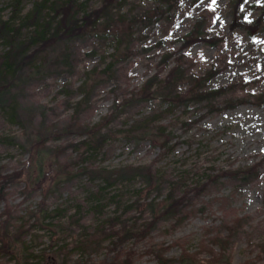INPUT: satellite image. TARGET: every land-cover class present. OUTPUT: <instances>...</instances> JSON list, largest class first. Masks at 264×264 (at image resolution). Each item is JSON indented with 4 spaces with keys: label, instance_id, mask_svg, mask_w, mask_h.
<instances>
[{
    "label": "rangeland",
    "instance_id": "obj_1",
    "mask_svg": "<svg viewBox=\"0 0 264 264\" xmlns=\"http://www.w3.org/2000/svg\"><path fill=\"white\" fill-rule=\"evenodd\" d=\"M102 1L89 0L90 8ZM230 2L119 0L109 20L65 45L63 61L55 65L61 50L52 52L44 69L26 75L15 94L20 121L0 109V176L12 179L0 215L13 222L1 237L0 264H161L164 253L168 264H192L184 255L194 264H264V30L231 29ZM10 3L0 0L5 18ZM263 10L264 0L243 5L251 23ZM199 21L205 37L224 39L184 48ZM177 60L186 75L215 72L208 89L229 93L185 104L145 96L146 82L164 79ZM191 88L185 82L176 91ZM153 115L176 144L171 153L136 131ZM92 128L106 138L99 150L88 146ZM138 165L159 171L160 191L141 178L108 186L83 173ZM205 186L179 224L148 207L174 188L180 197ZM43 207L54 213L44 222ZM118 220L100 248H87ZM26 222L37 228L18 243L15 228Z\"/></svg>",
    "mask_w": 264,
    "mask_h": 264
},
{
    "label": "trees",
    "instance_id": "obj_2",
    "mask_svg": "<svg viewBox=\"0 0 264 264\" xmlns=\"http://www.w3.org/2000/svg\"><path fill=\"white\" fill-rule=\"evenodd\" d=\"M246 1L231 0V29L241 28L251 33L264 30V10L260 17L254 23H251L243 12V5ZM117 3L119 4V0H103L100 7L91 9L89 0H11L9 18H5L3 9H0V44L2 46L0 51V109L11 108L13 111L12 117L19 122L20 116L17 112L18 104L15 94L26 75L44 69L46 67L45 60L50 58L52 52L61 50L60 57L55 65L59 61H63V58H66L67 55L64 50L65 45L72 39L82 37L86 33L96 30L103 19L109 20L110 12L116 7ZM29 4L30 7H28ZM108 20L103 24L111 29L110 23L107 24ZM203 23V21L197 22L193 29L181 39L184 48L201 41L215 45L219 40L224 39L223 37L218 39L205 37ZM177 62L164 79L157 75L146 82L144 86L145 96L162 97L169 102L172 100L179 104H185L186 102H209L229 93L230 89L227 87L208 89L215 72L200 77L186 75L182 65L183 61L177 60ZM185 82L191 84L192 88L188 90L185 96H181L177 93L176 88ZM158 122L156 115L146 117L143 121H140L136 131L143 136L152 135L153 138L157 139L154 141L159 143L165 153H171L176 148V144L172 143L171 134L166 133L165 127ZM94 128L89 130L93 131L90 133L91 140L88 146L89 149L99 150L106 138L99 135L100 139H97L101 129L95 131ZM83 173H88L93 178H103L108 186L123 180L141 178L149 187L157 191L161 190L163 181L159 171L152 165L125 166L113 170L89 168L84 170ZM11 180L9 177L0 176V201L3 199L5 190ZM205 188L207 186L191 188L180 197H177V189L174 188L162 202L153 199L148 207L156 216V219L172 218L176 219V224H179L188 216L185 211L187 203L194 195L199 196L203 193ZM96 210L99 211L97 208ZM4 212L0 215V241L2 240L1 237L12 232L13 222L9 219L4 220L3 216L6 215ZM41 213L43 214L42 222L54 217V213L47 212L44 207ZM117 222L119 220L112 222L108 231L102 229L101 233L91 235L87 248L93 251L100 248L105 240L111 238L110 231L114 229ZM123 226V230L127 233L132 229H128L125 224ZM34 228H37L35 223L29 225L27 222L15 228L17 242L25 244L26 238L32 235ZM217 238H220V236ZM223 240V238H220V241L224 243ZM30 251L26 247L23 249V253L29 258L34 257L32 251ZM164 254L159 256V261L161 264H168L170 261L164 257ZM186 257L184 255L181 260L186 259L185 262L192 264L196 262V257L189 255H186ZM120 260L118 259L114 263L101 261L100 264H120Z\"/></svg>",
    "mask_w": 264,
    "mask_h": 264
},
{
    "label": "snow or ice",
    "instance_id": "obj_3",
    "mask_svg": "<svg viewBox=\"0 0 264 264\" xmlns=\"http://www.w3.org/2000/svg\"><path fill=\"white\" fill-rule=\"evenodd\" d=\"M213 4H215V0H213Z\"/></svg>",
    "mask_w": 264,
    "mask_h": 264
},
{
    "label": "water",
    "instance_id": "obj_4",
    "mask_svg": "<svg viewBox=\"0 0 264 264\" xmlns=\"http://www.w3.org/2000/svg\"><path fill=\"white\" fill-rule=\"evenodd\" d=\"M205 264H211V263H205Z\"/></svg>",
    "mask_w": 264,
    "mask_h": 264
}]
</instances>
